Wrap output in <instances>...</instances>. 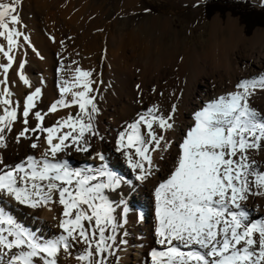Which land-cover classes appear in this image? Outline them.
Instances as JSON below:
<instances>
[{"label":"bare ground","instance_id":"obj_1","mask_svg":"<svg viewBox=\"0 0 264 264\" xmlns=\"http://www.w3.org/2000/svg\"><path fill=\"white\" fill-rule=\"evenodd\" d=\"M139 3L0 0V264H264V29L178 56Z\"/></svg>","mask_w":264,"mask_h":264},{"label":"rangeland","instance_id":"obj_2","mask_svg":"<svg viewBox=\"0 0 264 264\" xmlns=\"http://www.w3.org/2000/svg\"><path fill=\"white\" fill-rule=\"evenodd\" d=\"M63 1V0H61ZM237 2H243L245 0H234ZM253 7L256 9H264V5H258L253 0H249ZM123 0H89L87 6L86 15L91 17L92 20H89L91 25H101L100 15L106 12V8L109 7L110 16L107 20H112L116 18L115 9L119 6ZM207 0H204L203 3L198 7L194 8L191 5L184 4L181 0H140L139 5L136 10L128 11L126 15L117 17L115 32L116 36H123L126 34H133L139 38V41H148L150 40L153 46V49L160 41H165L163 43L164 51L169 53H175L180 56L185 52L186 48L196 47L199 50H203L208 42L211 39L210 28L215 16H219L224 22L228 18V15L231 18H236L239 21L241 27H245L242 24V21L239 19V16L231 15L227 11L223 15L215 13L210 18H206V8ZM237 8V7H236ZM235 8V9H236ZM95 9H100L99 15L94 17L92 14ZM209 10H207L208 12ZM129 16L127 18H124ZM141 17L143 19V26L139 25H126L122 26L120 23L122 19H135ZM158 17L159 24L156 28H152V21ZM169 18L172 22V29L165 36L162 33V23L163 21ZM264 20V19H263ZM225 23V22H224ZM13 31H16L15 24L13 25ZM123 28V29H121ZM257 28H263L262 26H257L253 28L250 34L252 35L253 31ZM246 34V32H245ZM248 37V36H247ZM217 38H222L221 34L217 35ZM89 159V158H88ZM87 159V161H89ZM91 159V158H90ZM67 171H71L70 169Z\"/></svg>","mask_w":264,"mask_h":264},{"label":"trees","instance_id":"obj_3","mask_svg":"<svg viewBox=\"0 0 264 264\" xmlns=\"http://www.w3.org/2000/svg\"><path fill=\"white\" fill-rule=\"evenodd\" d=\"M206 8H209L207 9L209 10L208 12L206 10V18H210L215 13L223 15L227 11L231 15L239 16V19L245 27L246 34H250L253 28L257 26L264 27V9H256L248 0L244 2L234 0H207Z\"/></svg>","mask_w":264,"mask_h":264}]
</instances>
